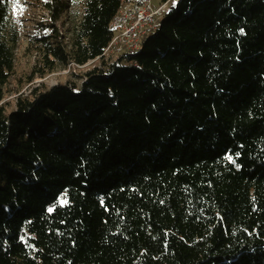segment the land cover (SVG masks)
<instances>
[{
    "label": "trees",
    "instance_id": "trees-1",
    "mask_svg": "<svg viewBox=\"0 0 264 264\" xmlns=\"http://www.w3.org/2000/svg\"><path fill=\"white\" fill-rule=\"evenodd\" d=\"M45 68L100 55L121 0H81ZM0 264H264V0H175L140 49L1 103Z\"/></svg>",
    "mask_w": 264,
    "mask_h": 264
},
{
    "label": "rangeland",
    "instance_id": "rangeland-1",
    "mask_svg": "<svg viewBox=\"0 0 264 264\" xmlns=\"http://www.w3.org/2000/svg\"><path fill=\"white\" fill-rule=\"evenodd\" d=\"M162 0H152L156 5ZM45 0H20V6L15 10L12 0H9V13L5 23L4 34L13 46L14 66L5 85V95L1 103L7 112L15 106L19 96H26L33 89L42 91L54 84H69L78 87L87 71L101 65V61L77 65L73 62L61 66L56 64L52 69H46L43 62V52L35 36L47 35L48 30L41 25L50 22L43 4ZM175 0H169L167 8ZM81 0H69L68 9L62 17L54 22L56 29L66 43L70 42L71 29L80 15ZM22 8V10H21ZM113 60V59H112Z\"/></svg>",
    "mask_w": 264,
    "mask_h": 264
},
{
    "label": "built area",
    "instance_id": "built-area-1",
    "mask_svg": "<svg viewBox=\"0 0 264 264\" xmlns=\"http://www.w3.org/2000/svg\"><path fill=\"white\" fill-rule=\"evenodd\" d=\"M168 2L169 0H162L155 5L152 0H121L109 21L111 37L102 53L81 65L102 58L111 61L121 55L137 52L143 39L154 31L168 10Z\"/></svg>",
    "mask_w": 264,
    "mask_h": 264
},
{
    "label": "snow or ice",
    "instance_id": "snow-or-ice-1",
    "mask_svg": "<svg viewBox=\"0 0 264 264\" xmlns=\"http://www.w3.org/2000/svg\"><path fill=\"white\" fill-rule=\"evenodd\" d=\"M14 10L20 6V0H12ZM22 10V8H21Z\"/></svg>",
    "mask_w": 264,
    "mask_h": 264
}]
</instances>
